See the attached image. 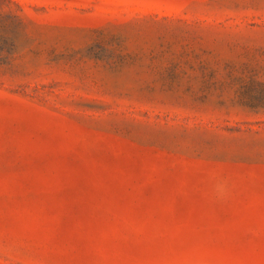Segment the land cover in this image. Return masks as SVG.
I'll use <instances>...</instances> for the list:
<instances>
[{
    "label": "rangeland",
    "instance_id": "374dc122",
    "mask_svg": "<svg viewBox=\"0 0 264 264\" xmlns=\"http://www.w3.org/2000/svg\"><path fill=\"white\" fill-rule=\"evenodd\" d=\"M0 264H264V0H0Z\"/></svg>",
    "mask_w": 264,
    "mask_h": 264
}]
</instances>
